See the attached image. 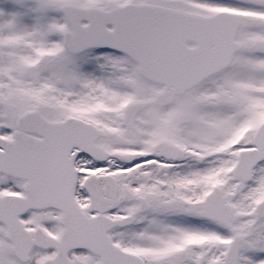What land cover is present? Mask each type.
Returning <instances> with one entry per match:
<instances>
[{
  "label": "snow or ice",
  "instance_id": "1",
  "mask_svg": "<svg viewBox=\"0 0 264 264\" xmlns=\"http://www.w3.org/2000/svg\"><path fill=\"white\" fill-rule=\"evenodd\" d=\"M0 264H264V0H0Z\"/></svg>",
  "mask_w": 264,
  "mask_h": 264
}]
</instances>
